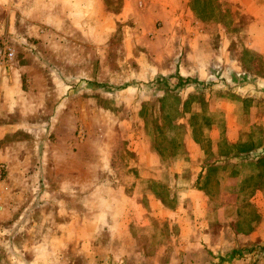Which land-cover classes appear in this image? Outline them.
<instances>
[{
	"label": "rangeland",
	"instance_id": "374dc122",
	"mask_svg": "<svg viewBox=\"0 0 264 264\" xmlns=\"http://www.w3.org/2000/svg\"><path fill=\"white\" fill-rule=\"evenodd\" d=\"M125 1L105 0L111 12L109 34L103 38L105 43L95 41L99 40L92 37L95 25L88 24L83 25L84 31L76 27L69 32L66 42L61 44L64 45L62 51L45 54L50 67L46 71H52V63L54 73L60 78L73 74L68 88L69 106L73 109L70 110L74 124L72 141L77 157L75 176H90L89 182L93 184L98 180L103 182L106 176L122 177L126 185L121 206L116 202L107 206L105 200L103 207L101 203L96 207V197L91 195L93 206L85 216L95 221L97 230L94 228V231L85 228L79 219L84 215L83 207L87 206L88 198L78 191L79 187L76 188L75 224L79 229L70 246L71 255L75 258L70 260V264H264V243L237 239V245L231 246L227 245V237V241L222 243L221 230L217 229L220 223L215 221L212 227L214 231L218 230V236H215L214 244H198L194 226L196 214L185 209L187 206L182 207V211L175 210V206L184 201L178 194L166 193L162 197L165 204L173 207L170 214L164 212L162 202L156 203V213L144 212L153 205L145 187H142L148 184L147 176H169L168 169L175 168V155L190 153L186 149L189 141L200 142L209 153L210 160L215 157V146L219 148L218 152L230 156L243 153V156L254 157L257 152L254 147L264 143V95L230 85L244 77L255 78L264 85V60L260 53L246 46L249 43L243 33L251 21L244 17L247 15H240V10H233L223 1L195 0L193 9L198 11L197 16L206 18L209 30L217 32L224 29L233 37L231 50L239 58L240 66L232 70L225 66L218 68L205 79L182 78L176 73L147 78L141 61L157 60L149 45L155 41L154 31L142 33L141 25L144 24L141 21L117 19L112 14V11H121ZM160 23L155 22L154 26L159 27ZM134 31L136 34L133 35ZM220 33L212 39L215 47L222 43ZM0 40L11 43L6 39ZM10 45L15 49L14 62L17 49L13 43ZM60 103L62 108H67L66 100ZM66 118L58 117L56 121L61 125ZM32 122L37 127L53 125L51 119L43 115L33 118ZM211 126L220 129L214 140L209 136ZM148 143L152 148L143 150L137 159L134 154L136 147L142 145L143 148ZM83 144L91 147L87 155L82 154L83 147L79 146ZM253 148L255 150L250 152ZM210 162L208 174L215 176L216 180L211 205L230 207L231 214L239 217L235 223L244 230L253 226L259 214L250 198L255 194L253 187L264 184V155L253 165L242 162L246 166L231 159L229 163L225 160L219 165H211ZM186 163L182 176H195L198 171L192 157H186ZM84 166L89 171L84 170ZM248 174L259 176V181H254L255 178L251 181ZM43 176L47 175L43 172ZM8 184L5 177L6 190ZM92 187L91 183L86 184V190L91 191ZM218 187H223L224 191ZM227 189H230L229 196ZM155 190L164 192L163 184L155 185ZM136 192L139 195L134 196ZM32 201L37 200L33 198ZM63 201L60 198V207L64 206ZM33 210L29 214L30 225L23 232L26 241L37 233V225L32 219L38 214L32 213ZM60 218L62 224V215ZM17 247L28 254L34 252V245L28 243Z\"/></svg>",
	"mask_w": 264,
	"mask_h": 264
},
{
	"label": "crops",
	"instance_id": "0c3cea01",
	"mask_svg": "<svg viewBox=\"0 0 264 264\" xmlns=\"http://www.w3.org/2000/svg\"><path fill=\"white\" fill-rule=\"evenodd\" d=\"M194 1L126 0L121 11H112L117 19L141 21L144 24L141 25L142 33L154 31L155 41L149 45L157 60L141 61L142 71H145L147 78L176 73L182 78L205 79L218 68L225 66L232 70L240 66L239 58L231 50L233 37L224 29L217 32L209 30L206 18L196 15L198 11L193 9ZM222 1L235 11L240 10V15H247L244 17L251 23L243 29L249 43L246 46L260 53L264 60V0ZM110 19L111 12L105 0H0V39L8 40L17 49L14 62L0 64V161L8 165L6 179L9 182L0 199V264H70V260L75 259L71 255L70 246L79 229L75 224L77 217L74 198L77 187L80 188L78 191L83 192V197L88 198L89 208L83 207L84 215L79 216V219L89 230H97L95 221L85 216L93 206L91 195L96 197V207L100 203L103 207L105 200L107 206L113 202L119 206L123 203L126 185L122 177L106 176L103 182L98 180L93 184L89 182L90 176H75L77 157L75 143L72 141L74 124L70 119V110L73 109L69 106L68 88L73 74L60 78L54 73L52 63V71H46L49 64L45 60V54L64 49L61 44L66 42L71 30L80 27L84 31L83 25L94 24L92 37H97L99 40L95 41L99 44L105 43L106 39L103 38L109 34ZM158 21H161L159 27L154 26ZM216 33H220L219 38L222 40L218 47L212 44ZM60 90L62 93H57ZM64 100L67 101L66 110L60 103ZM40 115L49 117L53 125L49 128L37 127L32 121ZM64 116L67 118L59 125L56 119ZM209 129V136L214 140L220 129L217 126ZM189 144L186 149L190 153L175 155V168L168 169L169 176H147L148 184L142 187H145L153 206L143 209L144 212L156 213V203L162 202L164 212L170 214L173 207L165 204L162 197L166 193L178 194L184 201L177 204L175 210L182 211V207L187 206L185 209H191L196 214L194 226L198 244H214L219 229L222 243L228 240L227 245H237V239L264 243V184L253 187L255 194L250 202L259 216L255 217L257 220L253 226L244 230L235 223L239 217L231 214L230 207L211 205V198L215 197L212 189L215 176L208 174L210 161L211 165H219L225 160L229 163L230 159L240 164H255L264 155V143L254 147L257 149L254 157L243 156V153H232L230 156L218 152L219 148L215 146V157L212 160L200 142L189 141ZM79 146L83 147L82 154L85 155L91 149L88 144ZM141 146H137V152L134 153L137 159L143 150L149 151L152 148L149 143L143 148ZM188 156L192 157L193 164L197 166L195 176H182ZM85 169L89 171L86 166ZM42 171L47 176H43ZM250 175L251 181L252 178L259 181V176ZM90 183L93 187L88 191L86 184ZM158 183L163 184L164 192H156L155 185ZM219 189L224 191L223 187ZM229 190H225L228 196ZM133 195L139 194L136 192ZM33 198L37 201L31 202ZM60 198L64 199L63 207L59 205ZM32 210V213L38 214L32 219L34 225H37V233L34 238L28 237L26 241L23 232L30 225L29 214ZM60 215L62 224L59 222ZM186 219L190 220L188 217ZM214 221L220 223L217 231L212 227L215 226ZM23 243L34 245L33 254L18 249L17 246Z\"/></svg>",
	"mask_w": 264,
	"mask_h": 264
},
{
	"label": "built area",
	"instance_id": "2783aa9c",
	"mask_svg": "<svg viewBox=\"0 0 264 264\" xmlns=\"http://www.w3.org/2000/svg\"><path fill=\"white\" fill-rule=\"evenodd\" d=\"M15 58V49L8 43L0 40V64H8L13 62ZM7 165L0 161V197L6 190L5 177Z\"/></svg>",
	"mask_w": 264,
	"mask_h": 264
},
{
	"label": "water",
	"instance_id": "95a60500",
	"mask_svg": "<svg viewBox=\"0 0 264 264\" xmlns=\"http://www.w3.org/2000/svg\"><path fill=\"white\" fill-rule=\"evenodd\" d=\"M241 79V78H240ZM236 79L232 82L231 87L237 89H247L258 95H264V85H261L255 78L244 77L243 80Z\"/></svg>",
	"mask_w": 264,
	"mask_h": 264
}]
</instances>
